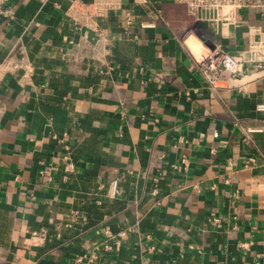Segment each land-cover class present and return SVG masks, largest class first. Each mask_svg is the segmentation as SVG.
<instances>
[{
	"label": "crops",
	"instance_id": "obj_1",
	"mask_svg": "<svg viewBox=\"0 0 264 264\" xmlns=\"http://www.w3.org/2000/svg\"><path fill=\"white\" fill-rule=\"evenodd\" d=\"M5 5L0 264H264V7L197 21L174 0ZM212 48L245 76L206 89Z\"/></svg>",
	"mask_w": 264,
	"mask_h": 264
},
{
	"label": "built area",
	"instance_id": "obj_2",
	"mask_svg": "<svg viewBox=\"0 0 264 264\" xmlns=\"http://www.w3.org/2000/svg\"><path fill=\"white\" fill-rule=\"evenodd\" d=\"M178 3H182L186 7L187 13L194 20L197 21H211L217 18H221L224 14H229L233 9H239L242 7H264V0H174ZM7 0H0V16L11 17L12 11L6 4ZM93 13H98L97 9H94ZM257 45H260L264 49V33L257 41ZM256 45V46H257ZM196 68L204 80V86L208 90H212L217 82L225 83L226 85H234V82L245 76L244 63L241 57L221 50L219 48H212L205 52L200 59L196 62ZM253 73L256 75L264 74V58L253 62ZM6 71V65L0 62V79ZM186 98L189 97V92L184 93ZM259 110H264V104L257 105ZM187 166V158L181 155L178 162L173 165L174 169H185ZM155 180V178H154ZM116 180L112 179L110 182V196L115 193ZM155 192V189H152ZM216 221V219H213ZM32 236H43L41 231L39 235L35 231H31ZM112 247L110 244L104 243L100 247H96L94 250H110ZM86 255L77 256V261L82 260ZM89 259L95 257V253L87 255Z\"/></svg>",
	"mask_w": 264,
	"mask_h": 264
}]
</instances>
